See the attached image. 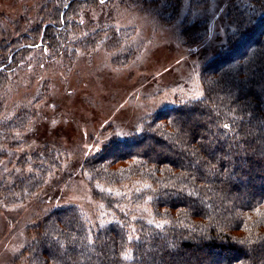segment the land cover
<instances>
[{"label":"trees","instance_id":"16d2710c","mask_svg":"<svg viewBox=\"0 0 264 264\" xmlns=\"http://www.w3.org/2000/svg\"><path fill=\"white\" fill-rule=\"evenodd\" d=\"M110 1L41 0L35 19L10 20L25 26L11 38L0 30V96L14 72L30 66L26 59L33 53L35 62L46 63L72 59L101 39L122 48L127 31L105 23L84 30L88 9ZM208 2L188 0L190 8ZM223 2L222 41L198 66L202 95L147 113L129 131L106 134L71 168L57 147L17 152L34 111L21 106L0 116V166L15 162L23 173L0 183L7 206L30 200L48 181L56 186L76 167L91 195L112 213L98 221L75 204L53 207L26 226L22 261L264 264V0ZM171 4L173 18L181 0ZM185 15L181 42L192 48L208 36V20ZM122 56L117 63L127 62ZM124 204L146 205L149 215L134 219Z\"/></svg>","mask_w":264,"mask_h":264},{"label":"rangeland","instance_id":"374dc122","mask_svg":"<svg viewBox=\"0 0 264 264\" xmlns=\"http://www.w3.org/2000/svg\"><path fill=\"white\" fill-rule=\"evenodd\" d=\"M40 1L0 0V30L5 31V37L24 31L25 25L10 20L22 16L24 20L35 19ZM171 5V0H111L94 5L83 18L84 30L93 32L105 23L107 29L127 31L122 48L107 47L101 39L89 49H77L72 59L35 62L34 53L26 59L32 61L30 66L17 69L0 96V116H10L21 106L34 111L22 137L27 141L17 152L57 147L69 169L112 131H129L147 113L201 96L198 66L216 53L222 41L226 6L223 0H209L190 8L188 0H181L179 11L171 18ZM187 11L191 17L208 20L209 26L208 36L192 48L181 42ZM122 54L128 58L125 64L117 63ZM44 86H48L46 90ZM38 97L42 98L35 101ZM103 128L105 133H101ZM8 163L4 160L0 166V183H11L14 176L23 174L15 162ZM70 170L74 174L60 178L56 186L48 181L19 205L7 206L5 192L0 190V264H26L18 255L29 239L26 226L55 206L71 203L94 220L111 218L112 213L91 195L76 167ZM106 190L120 194L119 188ZM123 209L134 219L149 215L146 205L124 204Z\"/></svg>","mask_w":264,"mask_h":264}]
</instances>
